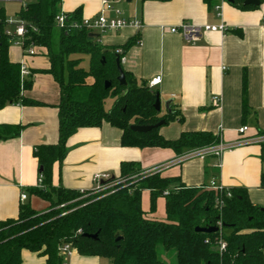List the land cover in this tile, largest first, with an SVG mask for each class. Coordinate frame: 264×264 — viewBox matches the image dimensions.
<instances>
[{
	"label": "trees",
	"instance_id": "obj_1",
	"mask_svg": "<svg viewBox=\"0 0 264 264\" xmlns=\"http://www.w3.org/2000/svg\"><path fill=\"white\" fill-rule=\"evenodd\" d=\"M243 1L231 3L242 9L258 7L243 5ZM203 2L210 9L214 6V0ZM61 3L62 0H26L17 13L25 25V46L42 49L49 61V67L38 72L52 75L59 86L58 139L55 144H38L33 149L43 179L40 187L29 192L48 202V206L40 212L29 203H21L15 218L0 221V264H23L24 249L43 256L42 264H61L57 248L64 242L79 255L105 258L109 264H264V207L252 204L244 188L215 191L182 183L172 188L178 178L162 177L160 172L141 174L143 170L135 161L120 163L119 177L124 182L112 191L92 193L52 185L53 164L61 163L67 138L81 127H100L105 122L121 131L122 146L170 148L176 153L219 141L208 131L182 132L173 140L159 133L161 126L147 132L132 131L131 124L154 125L161 120L167 124L183 119L171 107L163 115L156 112V91L146 83L138 85L121 63L126 86L117 81L116 57L136 44L139 35L120 47H111L98 43L85 29H58L54 20L62 11ZM64 13L74 21L82 18L80 7ZM5 21L0 9V23ZM8 39L7 35L0 39V108L12 103L39 104L24 95L32 79L20 82V63L10 61ZM116 48L123 53L116 54ZM74 54L89 56L87 70L81 67L80 57H72ZM105 81L109 82L108 88H104ZM242 84L245 116L248 106L244 80ZM107 98H112L113 103L106 111ZM21 129L20 125H0V140L17 137ZM261 146L264 151V144ZM261 183L264 187V172ZM143 190L149 191L151 213L156 200L164 198V220L146 216L141 207ZM212 226L218 231H195L196 227ZM94 234L96 237H91ZM220 241L225 243L223 251H219ZM163 256H172V260L167 262Z\"/></svg>",
	"mask_w": 264,
	"mask_h": 264
},
{
	"label": "crops",
	"instance_id": "obj_2",
	"mask_svg": "<svg viewBox=\"0 0 264 264\" xmlns=\"http://www.w3.org/2000/svg\"><path fill=\"white\" fill-rule=\"evenodd\" d=\"M25 3L22 0L21 7ZM112 3L121 16L135 17L143 26L140 29L125 26L118 31L97 34L95 38L101 45L120 47L139 35L140 42L125 51L121 64L138 85L147 84L155 76L161 77L152 88L159 95V114H165L171 107L183 118L160 127L159 133L164 138L173 140L182 132L208 131L219 140L231 143L243 125L247 126L246 135L264 132V0L253 9H242L224 0L220 10L214 6L208 8L203 0L143 3L112 0ZM78 7L82 17H93L101 12L103 5L102 0H62L63 12H72ZM104 15L114 17L111 11H105ZM184 21L199 26L224 24L227 30L202 32L192 44L169 31ZM10 46V61L23 62L31 72L32 86L24 95L39 104L12 103L0 108V125L22 126L17 137L0 140V221L15 218L21 203H29L40 212L46 210L48 203L29 192L37 187L39 176L33 149L38 144H55L58 139L59 86L52 75L38 72L49 67L47 57L43 52L24 56L20 47L14 46L10 51ZM243 80L248 106L245 116ZM212 96L220 98L219 105L211 104ZM120 136L118 128L105 122L100 127L78 128L66 140L61 163L53 164L52 185L88 191L96 186L94 174L105 173L117 178L123 161L138 162L143 172L168 164L160 173L162 177L179 179L172 188L180 183L208 188L214 181L227 189L244 188L252 204L264 207L261 145L238 147L224 152L220 158L210 155L178 163V157L191 149L176 153L170 148L122 146ZM22 193L26 195L25 200L20 199ZM141 207L150 219H165L163 197L156 200L155 211L151 213L149 191L143 190ZM21 259L23 264L44 262L43 256L25 249L21 251ZM101 259L79 255L75 250L67 261L100 264Z\"/></svg>",
	"mask_w": 264,
	"mask_h": 264
},
{
	"label": "built area",
	"instance_id": "obj_3",
	"mask_svg": "<svg viewBox=\"0 0 264 264\" xmlns=\"http://www.w3.org/2000/svg\"><path fill=\"white\" fill-rule=\"evenodd\" d=\"M216 3L214 5L215 10H220L221 2L224 0H215ZM103 8L101 12L93 17H82L79 21H74L70 15L65 14L63 11H61L54 20V24L56 28L58 29H70V28H77V29H85L91 33H95L98 35H103L108 32H114L122 29L125 26H133L137 29H140L143 26V23L141 20L132 17L127 18L121 16V12L113 7L112 0H102ZM105 11H111L114 13V17L107 18L104 15ZM262 25L264 26V20L262 21ZM3 26V27H2ZM9 26H14V30H11ZM227 30L226 26L224 24L219 25H195L191 24L189 22H181L177 26H173L170 28L171 33H177L179 34L186 42L188 43H195L199 40L202 32L206 31H218L224 33ZM25 25L24 22L21 20H18L16 22L14 21H5L4 23H0V39L3 35H7L9 37L8 42L9 44H15L21 48L22 54L24 56H33L36 54V48L34 46H25ZM140 42L139 39H137L136 44ZM115 53L118 55H121L123 53V50L121 48H116ZM120 63L124 60L123 55L119 58ZM19 74H20V82L22 83L23 80L30 77L31 72L27 68V66L20 62L19 64ZM161 77L155 76L151 78L147 86L149 88H153L156 84L160 82ZM212 105H219L220 104V98L218 96H212L210 98ZM247 126L243 125L238 130V137L234 142L231 143H225L221 140H219L217 143L210 145V146H204L200 148H195L187 151L183 155L178 157V163L193 159V158H204L206 156H216L217 158H220L224 152L233 150L238 147L246 146V145H261L264 144V132H258L253 135H246ZM168 165V164H167ZM166 165V166H167ZM166 166H159L153 170L142 172L141 174H150L153 172H160L165 168ZM135 177V176H134ZM43 176L42 174H39L38 176V187L41 186ZM113 178L110 177L109 174L105 173H97L93 176V181L95 182L96 186L94 189H92V193H99L104 191H112L113 187L117 184H120V182H117L116 180H112ZM123 183V182H122ZM209 189H213L215 191H222L224 190L223 187L216 184L214 181H211L210 185L208 186ZM165 194L167 191L164 192ZM226 194L229 196V192H226ZM21 200L26 199V195L22 193L20 195ZM63 205H60L62 207ZM225 249V243L222 241L219 242V251H223ZM75 251V249L69 244V243H61L58 245L57 252L58 255L62 257V263L61 264H69L67 259L72 255V253Z\"/></svg>",
	"mask_w": 264,
	"mask_h": 264
},
{
	"label": "rangeland",
	"instance_id": "obj_4",
	"mask_svg": "<svg viewBox=\"0 0 264 264\" xmlns=\"http://www.w3.org/2000/svg\"><path fill=\"white\" fill-rule=\"evenodd\" d=\"M21 1L22 0H0V9L3 10V13H4V16H5V20L8 22V21H18L19 18H18V12L21 8ZM61 6H62V3H61ZM11 30H14V26H9ZM14 46H17L15 45L14 43L11 44L10 46V51L12 50V47ZM19 47V46H18ZM15 48V47H14ZM39 51V52H38ZM41 52H43L42 49L40 48H37L36 47V54H41ZM73 58H76V57H80L82 60H81V67H83L84 69H88L89 68V56L86 55V54H74L72 56ZM91 77L88 78V81L90 82L91 81ZM113 103V99L112 98H107L104 102V108L105 110H109V108L111 107ZM164 109V108H163ZM160 113V112H159ZM115 180L117 182H124V179H121L119 176L117 178H115ZM46 205L48 202L46 201H43ZM163 258L168 262V261H171L172 260V256L168 257V256H163ZM100 264H109V262L105 259V258H102L100 260Z\"/></svg>",
	"mask_w": 264,
	"mask_h": 264
},
{
	"label": "water",
	"instance_id": "obj_5",
	"mask_svg": "<svg viewBox=\"0 0 264 264\" xmlns=\"http://www.w3.org/2000/svg\"><path fill=\"white\" fill-rule=\"evenodd\" d=\"M130 1V0H128ZM228 2H232V0H227ZM243 5H253V6H257L259 5V0H244L243 1ZM91 37H96L97 34L95 33H91L90 34ZM116 65H117V69H118V76H117V81L119 82V84L126 86V81L124 78V74L123 71L120 67V61L119 58L116 57ZM109 87V82L105 81L104 83V88H108ZM153 107L155 109L156 112H160V100H159V95L158 93H156V99L155 102L153 104ZM169 110V109H168ZM165 121L161 120L159 122H157L154 125H137V124H131L130 125V129L134 132H147L149 130H151L152 128H156V127H160L162 125H164ZM264 156V154H263ZM195 231L197 232H204V233H212V232H216L218 231V227L216 226H212V227H196ZM91 237L95 238L96 235H91Z\"/></svg>",
	"mask_w": 264,
	"mask_h": 264
}]
</instances>
